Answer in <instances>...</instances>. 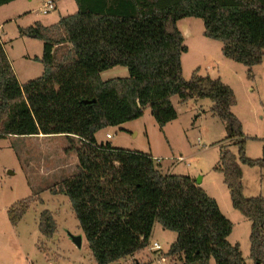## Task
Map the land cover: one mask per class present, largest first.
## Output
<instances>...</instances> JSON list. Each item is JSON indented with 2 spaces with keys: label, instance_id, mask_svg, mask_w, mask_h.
<instances>
[{
  "label": "trees",
  "instance_id": "obj_1",
  "mask_svg": "<svg viewBox=\"0 0 264 264\" xmlns=\"http://www.w3.org/2000/svg\"><path fill=\"white\" fill-rule=\"evenodd\" d=\"M15 0H0V6ZM76 12L45 26L21 31L44 40L43 73L22 83L0 35V137H75L79 170L53 187L66 194L97 264H110L144 250L155 223L177 232L168 256L181 264H246L239 243L228 239L234 224L195 177L164 173L152 154L99 143L96 133L137 119L150 109L160 126L177 119L172 102L208 98L226 126L238 155L223 148L215 170L224 175L233 207L251 221L250 255L264 264V196L244 192L242 164L264 171L261 157L246 155L248 136L232 112L237 98L221 78L186 80L183 54L189 47L178 21L204 20L207 37L221 40L225 57L248 67L264 59V0H75ZM68 44L60 54L56 47ZM128 68L107 80L102 72ZM33 198L8 210L17 225ZM52 212L40 215L39 230L56 232ZM135 264H150L136 262Z\"/></svg>",
  "mask_w": 264,
  "mask_h": 264
},
{
  "label": "rangeland",
  "instance_id": "obj_2",
  "mask_svg": "<svg viewBox=\"0 0 264 264\" xmlns=\"http://www.w3.org/2000/svg\"><path fill=\"white\" fill-rule=\"evenodd\" d=\"M58 10L48 14L40 12L41 0H15L0 6V35L5 49L21 82L39 77L43 71L41 61L44 40L31 36L21 29L38 21L49 22L77 11L75 0H59ZM189 47L183 54V76L186 80L197 70L199 75L221 78L236 92L237 102L232 107L248 136L246 155L258 158L264 147V61L248 67L224 56L221 40L204 34V20L185 17L178 21ZM125 66L117 65L102 72L104 80L128 76ZM172 102L178 117L166 127L160 126L150 109L141 117L98 132L100 142H110L116 147L136 150L165 157V162L175 166L174 172L204 177V185L219 195L222 212L233 222L228 239L239 243L246 264H256L250 255L251 221L232 206L230 191L223 174L215 171L221 150L230 149L238 155V145L226 139L225 123L212 112L208 98L181 101L175 95ZM112 134L107 138V134ZM258 136L259 138H255ZM75 137L66 135H8L0 137V264H97L79 220L66 194L54 193L53 187L74 176L79 170ZM184 157L178 161V156ZM157 159V158H156ZM246 185L253 184L254 193L264 196V171L243 164ZM164 172V169H162ZM262 174V175H261ZM32 197L30 206L17 225L9 219L8 210L20 200ZM237 214L232 216L224 202ZM49 209L56 221V232L51 237L39 230L40 215ZM81 236L78 246L73 236ZM177 232L164 229L160 223L154 227L149 245L135 256H128L110 264H135L149 262L157 257L150 250L157 241L162 246L161 264H181L167 252L176 240Z\"/></svg>",
  "mask_w": 264,
  "mask_h": 264
},
{
  "label": "crops",
  "instance_id": "obj_3",
  "mask_svg": "<svg viewBox=\"0 0 264 264\" xmlns=\"http://www.w3.org/2000/svg\"><path fill=\"white\" fill-rule=\"evenodd\" d=\"M35 1H37V0H29V2H35ZM45 1H47V0H41V2L44 4L45 3ZM55 1V3H56V10H58V8H59V3H58V1L59 0H54ZM41 8V7H40ZM61 18V17H60ZM60 18H56V19H54L53 21H49V22H43V21H40L42 24H44L45 26H51V25H53V24H56V23H58V21L60 20ZM3 40V39H2ZM67 46H68V44H63V45H59V46H57L56 47V49H57V53L58 54H60L64 49H66L67 48ZM8 54V53H7ZM38 57H41V56H38ZM263 61H264V59H263ZM263 63V62H262ZM43 71H44V66H43ZM43 71H42V73H43ZM41 73V74H42ZM102 75V74H101ZM103 78V77H102ZM23 83V82H22ZM234 90V89H233ZM235 91V90H234ZM235 94H236V92H235ZM145 114V113H144ZM176 120V119H175ZM175 120H173V121H175ZM169 123H171V122H169ZM169 123H167L164 127H166ZM99 132V131H98ZM98 132L96 133V139H97V141L99 142V143H101L99 140H98ZM255 138H259L258 136H255ZM263 149H264V147H262V154H263ZM155 158H157L158 160H159V162H160V164H161V170L162 169H164V173H172V174H183V173H178V172H174V169H175V166L174 165H171V164H169V163H166L165 162V157H163V156H160V155H158V156H156V155H153ZM262 156V155H261ZM216 167V166H215ZM242 167H243V184H244V192H245V194L247 195V196H257V195H260L259 193H254V188H253V184H251V186L249 185H246V183H245V181H246V169H245V167L243 166V164H242ZM215 169V168H214ZM163 171V170H162ZM215 171H217V170H215ZM218 173H221V174H223L222 172H220V171H217ZM183 175H185V174H183ZM262 175V174H261ZM190 176H192V177H195L196 178V176L195 175H191L190 174ZM223 178H224V175H223ZM199 180V182H200V185L208 192V194L210 195V196H212V197H214L216 200H217V202H218V204H219V206H220V208H221V210H222V207H221V203H220V199H219V195H217L218 193L216 192V190L215 189H213L214 190V192L213 191H210V189H209V187H206L205 185H204V177L202 176V177H200V179H198ZM225 183V182H224ZM224 205H225V208H226V210L229 212V214H231L232 216H237V214L234 212V210L233 209H231V205L229 204V203H227L226 201L224 202ZM233 206V205H232ZM235 209V208H234ZM223 211V210H222ZM228 216V215H227ZM230 218V217H229ZM156 226V223H155V225H154V227ZM154 229V228H153ZM251 230V229H250Z\"/></svg>",
  "mask_w": 264,
  "mask_h": 264
},
{
  "label": "built area",
  "instance_id": "obj_4",
  "mask_svg": "<svg viewBox=\"0 0 264 264\" xmlns=\"http://www.w3.org/2000/svg\"><path fill=\"white\" fill-rule=\"evenodd\" d=\"M56 9V3L54 0H47L45 1L44 5L40 8V12L43 14H48L49 12H51L52 10ZM112 134L108 133L107 134V138H111ZM178 161H183L184 157L182 156V154H180V156H178L177 158ZM150 250L156 252L157 257L153 259L152 264H161V260L164 259L163 256H161V251H162V246L159 242L154 241L153 243H151L150 246Z\"/></svg>",
  "mask_w": 264,
  "mask_h": 264
},
{
  "label": "water",
  "instance_id": "obj_5",
  "mask_svg": "<svg viewBox=\"0 0 264 264\" xmlns=\"http://www.w3.org/2000/svg\"><path fill=\"white\" fill-rule=\"evenodd\" d=\"M31 36H34V35H31ZM72 238H73V240L75 241V243H76L78 246L81 245V239H82L81 236L77 235V236H73Z\"/></svg>",
  "mask_w": 264,
  "mask_h": 264
}]
</instances>
